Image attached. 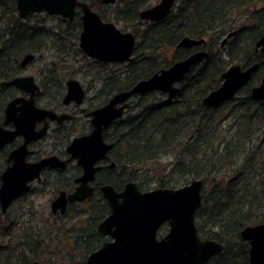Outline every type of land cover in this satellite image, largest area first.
<instances>
[{
    "label": "trees",
    "instance_id": "16d2710c",
    "mask_svg": "<svg viewBox=\"0 0 264 264\" xmlns=\"http://www.w3.org/2000/svg\"><path fill=\"white\" fill-rule=\"evenodd\" d=\"M82 1L102 19H113L123 31L135 35L129 62L91 61L78 47V13L73 21L46 13L20 18L15 0H0V82L20 72L19 60L26 54L51 51L54 60L47 69L58 71L53 93L57 102L65 79L77 76L78 68H91V81L101 82L107 101L114 92L190 55V47H177L182 38H204L196 50L205 49L208 57L191 68L173 98L162 92L135 95L125 115L104 131L105 140L113 143L109 160L114 168L102 170L97 183L118 189L134 181L146 190V185L174 188L202 179L195 225L200 238L223 244L222 252L205 264H247L249 244L241 239L240 231L246 225L264 223V101L250 94V86L264 75V52L254 50L255 41L264 34V0H177L169 15L155 23L140 18L151 0ZM48 20L57 26H47ZM230 31L236 32L224 50L215 43V35ZM70 59L77 67L68 63ZM233 61L242 66L259 62L260 67L231 99L204 106V96L220 85L222 73ZM164 156L171 158L162 161ZM85 205L82 216L92 217L93 232V239L84 245L88 254L102 242L95 227L109 209L98 189ZM6 250L0 248V263L7 260ZM37 250L46 252L44 246L33 245L27 250L32 259L22 258L21 264L35 260ZM55 253H48L46 264H54ZM84 260L72 264H84Z\"/></svg>",
    "mask_w": 264,
    "mask_h": 264
},
{
    "label": "water",
    "instance_id": "95a60500",
    "mask_svg": "<svg viewBox=\"0 0 264 264\" xmlns=\"http://www.w3.org/2000/svg\"><path fill=\"white\" fill-rule=\"evenodd\" d=\"M117 0H102L104 4H114ZM176 0H159L156 4L142 9L140 17L151 23L164 19L170 13ZM15 7L20 18L29 14L45 12L72 21L76 8L81 12V31L78 46L91 59L103 62H128L136 44L135 35L129 31H121L113 21H105L87 2L81 0H15ZM236 31H231L221 41L224 45L227 38ZM205 39L191 37L182 38L177 47H194L204 43ZM254 50L264 51V34L254 44ZM35 57L26 54L21 65ZM208 57V51L197 50L186 58L174 61L166 68L153 73L147 78L136 81L130 88L115 92L109 100L99 108L90 112L92 130L89 134L73 138L67 146L70 157L76 159L82 167V174L76 179L78 185L74 191L65 196L61 193L52 203L53 210L64 211L66 201H85L92 198L94 188L92 182L100 169L97 162L107 158V152L113 144L103 139V130L121 118L131 96L159 91L173 98L178 92V84L184 80L191 68ZM260 67L254 62L243 67L232 63L221 75V83L210 90L203 98L204 106L221 104L237 94L245 87ZM1 84L13 85L30 91L32 94L38 85L31 75L14 77ZM253 99L264 101V75L259 82L250 87ZM84 97V88L79 80L70 78L66 81V92L63 103L71 101L80 103ZM18 99L12 100L6 106L5 123L13 121L15 128L5 130L0 124V146L11 141L25 128L31 137L25 138V143L16 148L11 157L12 165L1 174L0 208L5 211L10 202L27 191L29 182L39 176L45 166L64 167V161L56 156L43 158L35 164L24 163L26 143L41 137L48 127L44 123L41 130L32 133L34 120H57L67 118L66 114L32 107L29 99L19 115L13 106ZM35 112L31 119L30 110ZM25 113V115H22ZM202 179L195 178L188 183L175 187H158L141 191L134 181H128L117 191L111 184H104L100 190L109 204V214L98 224V231L111 239L102 246L90 252L85 258V264H205L212 257L220 254L223 244L215 239L200 238L195 225V212L201 205ZM167 224L166 233L158 237L159 229ZM242 240L249 244L247 264H264V223L244 226L240 231ZM29 264H40L33 260Z\"/></svg>",
    "mask_w": 264,
    "mask_h": 264
},
{
    "label": "flooded vegetation",
    "instance_id": "af4514ba",
    "mask_svg": "<svg viewBox=\"0 0 264 264\" xmlns=\"http://www.w3.org/2000/svg\"><path fill=\"white\" fill-rule=\"evenodd\" d=\"M41 13H45V12H41ZM77 13L79 14V17H80L81 12H80V10L78 8H76L75 15ZM33 14H36V13H33ZM47 15H50V14H47ZM51 16L59 17L57 15H51ZM59 18L66 19V18H62V17H59ZM144 21H147V20H144ZM52 26H57V25L53 24ZM58 30H59L58 27H55V31L58 32ZM120 30L123 31L122 29H120ZM80 31H81V29H80ZM79 34H80V32H79ZM225 35H227V33ZM136 41H137V39H136ZM78 42H79V40H78ZM194 47L195 48L190 47L192 49V53L197 51L196 50V46H194ZM198 47H200V46H198ZM199 50H201V49H199ZM34 55H35V57L32 60H30L29 62H27L24 66L21 65V60H22L23 57L19 60V71L20 72L15 76V77H17V76H21V75H31L33 77L35 83L38 85V88L34 90L33 94L30 91L25 90V89H23L21 87H16V86H13V85L1 84L4 81L0 82V124H1L2 128L5 129V130H13L15 128V125H14L13 121H9L8 123H5V120H6V106L14 99H18V102H16L15 105L13 106V108H15V112L14 113L16 115H19L23 109H27V108H23V106L26 104V102L29 99H31L32 107L34 109H36V108H45V109L52 110V111L56 112L59 115L66 114L68 117L65 118L64 120L60 121V122H57V120H50L49 118H46L45 120H34L35 119V112L31 109L30 110L31 119L34 120L33 125H32V133H35V132L41 130V128L43 127L45 122H47L48 127L46 129V132L41 137L33 138V139L29 140L26 143V145H25L26 154L24 156V163H29V164H35L37 162H40L43 158L56 156L60 160L64 161L65 166L62 167V168H60V167H52V166L43 167L40 170V172H39V176L38 177L35 176V178L29 182L30 185H29L28 190L23 192L21 195H19L15 199H13L10 202V204L14 200L24 198L26 195L31 193L34 190V188H33L34 187V185H33L34 183H41V185L44 186V187H47V186L54 187V191H55L54 192V196L52 197V199L50 201V212H51V214L53 216H55V217H58L59 219H63V217L64 218L67 217V219H70V217H73L74 215L75 216L77 215V214L70 213L72 211V208H73L74 211L77 210L78 212H80L81 211L80 209L84 208L85 204H88L92 198H90L89 200H85V201H66L65 208H64L63 212H61L60 208H57L56 210H53L52 203L55 201V199L61 193H64L65 196H68L69 193L73 192L75 187L78 185V182H76V179L82 174V171H83L82 167L77 164L76 159H73V158L70 157V154L67 151V146H68V144L70 143V141L73 138H75L77 136L89 134L91 132L93 127H92V124H91L90 112L95 110L96 108H99L102 105H104L115 92L108 98L107 101H104L103 92L101 91V86H100L99 87L100 89L96 92V95L93 97L94 99L98 100V103L94 104L92 102L93 99H91V104H89V105L85 106L84 108L80 109V107L87 102L86 101V93H87V91L90 90V89L92 90V88H90L91 84H88L87 88L84 87V84L81 83V81L78 79V75L81 74V76H88V74H90L92 72H91V68H89V69H85V68L79 69L78 68L77 72L79 74L77 76H71V77H68L67 79H65V81L63 83L64 89H63V92H62V98L60 99L59 102H57L55 100V97H53V93L55 92V89H56L54 84H56L57 81H58L57 80V74H58L57 70H52V69H47L46 70V69L39 68V69L32 70L31 73H27L26 72L27 69L30 68L31 63L35 60L36 55H39V54H34ZM89 59L91 61H95V62L99 61V60H95V59H91V58H89ZM99 62H103V61H99ZM126 62H104V63H111L112 64V63H126ZM73 64H74V61H73ZM74 65L76 66V64H74ZM70 78H76L77 80H79V82L81 83L82 87L84 88V97H83V100L80 103H76L75 101H71V102H69L67 104L63 103V98H64V95H65V92H66V81L68 79H70ZM93 81H95V80H93ZM93 81H91V79H90L89 82L91 83ZM152 92H159V91H152ZM145 94H147V93H145ZM136 95H143V94H136ZM133 96H135V95H133ZM133 96H131V98ZM130 99H129V101H130ZM44 101H45V103H42ZM129 101H128V105H127L126 109L124 110L123 115L125 114L127 108L129 107ZM22 115H25V113H22ZM123 115H122V117H123ZM80 120H83V122H81ZM28 127H31V123H30V125H28L26 127L24 126V128H21L23 133L17 134L11 141L6 142L4 145L0 146V184H1V174H2V172H4V170H6L9 166H11L12 162L14 160V158L11 157L12 152L16 148L22 146L25 143V138L32 136V134L27 132L26 129H25V128H28ZM105 130L106 129L103 130V139L104 140H105V137H104V131ZM47 136H51V140L54 142V144H56V142H57L59 144L58 147H61V148H64V149L61 150L60 148L57 147V148H54L53 151H51V152L43 153L39 144ZM105 141H107V140H105ZM107 142H109V141H107ZM111 149L107 152V158H105V159H103V160H101V161L96 163V165L100 166V169L96 172L95 179L92 182V186L94 188V194L96 193V190L98 189V191L100 192V194L102 196L100 188L104 184H98L97 183L98 174L104 169H107V168L113 169L114 168V163L109 160V152L111 151ZM71 164L74 165L73 168L75 169V171H74L73 174L70 173L71 174L70 175L69 173H66V171H67V169L69 168V166ZM106 184H109V183H106ZM123 186H122V188H123ZM122 188H119V189H122ZM138 188H139V186H138ZM116 190L119 191L118 189H116ZM145 191H147V190H145ZM102 198L106 201V199L103 196H102ZM106 203L108 205L109 211L105 215V217L110 212L109 204H108L107 201H106ZM10 204L8 205V207L10 206ZM8 207H7V209H8ZM7 209L5 211H2L1 208H0V212L2 214H4L7 211ZM84 219L87 220L90 223L92 217L91 216L89 217V215H88ZM60 224L62 225V222ZM98 224L96 225L95 229H96V233L101 237L102 242L98 243L99 245H97V247L95 249H93L92 251L96 250L97 248L102 246L106 241H109L111 239L108 235H105V234H103V233L98 231ZM161 227H164V226H161ZM90 228H91V225H90ZM160 231L161 230H159V232H158V235H157L158 237H161V236H163L166 233V232L161 233ZM94 235H95V233H94ZM98 235H97V238H98ZM87 242H89V241H87ZM73 244H74V242H73ZM92 251H90V252H92ZM248 256H249V251H248ZM84 262H85V260H84Z\"/></svg>",
    "mask_w": 264,
    "mask_h": 264
},
{
    "label": "rangeland",
    "instance_id": "374dc122",
    "mask_svg": "<svg viewBox=\"0 0 264 264\" xmlns=\"http://www.w3.org/2000/svg\"><path fill=\"white\" fill-rule=\"evenodd\" d=\"M158 1L159 0H151L150 4H155ZM43 15L44 14H41L40 16L42 17ZM110 20L115 22L113 19ZM240 21L241 20L238 19L236 22L240 23ZM53 23L54 22L52 20H48L46 25L50 26ZM117 26L119 29H123L121 25ZM225 37V33L215 35V43H217L224 50L229 48L230 39L234 36L227 38L225 44L221 45L220 43ZM53 56L54 54L51 51H47L43 53V55H36L35 60L31 63L30 68L27 69L26 72L31 73L32 70L39 68L47 70L48 64L54 60ZM234 62L236 61H233L232 63ZM68 63L72 65L73 61L70 59ZM91 77L92 75L90 74H88L86 78H83L81 74L78 75V79L86 88ZM257 83L258 81H256L255 84ZM90 84V88H92V90L90 89L87 91V102L82 105L80 109L91 104V99H93L92 102L94 104L98 103V100L93 97L96 95V92L100 89L99 87L102 84L98 80L93 81ZM42 103H45V101ZM131 105L132 104L130 103V106ZM80 121L83 122V120ZM39 145L43 153L51 152L54 148L59 146L57 142L54 144L51 140V136H47ZM58 148L61 150L64 149L61 147ZM169 158L171 157L164 156L162 161L169 160ZM73 167L74 165L71 164L66 173L73 174L75 171ZM33 185L34 190L31 193L26 195L24 198L14 200L8 207L7 211L4 214H0V248L5 250L9 248L7 249L8 252L7 250L4 251V254L7 257V264H21L23 260L32 259V253L27 250L33 245L38 247L44 246L46 249L45 253H42L41 250H37V253L35 252V260H38L40 264L48 263V253L51 252H56L55 254L57 257L54 259V264H72L74 262L78 263L82 259L84 260L87 255L84 251V245L87 244L86 241H91L93 239V232L90 228L92 223H89L82 216L84 211L87 210L86 205L84 208L80 209V212L77 210L74 211L72 208L70 213L77 214L76 216L74 215L73 217H70V219H67V217L59 219L58 217L53 216L50 212V201L55 192L54 187H44L41 183H34ZM146 186H148L146 190L158 188L157 185ZM118 190L121 189L118 188ZM142 191L145 190L142 189ZM96 198L98 197L96 196ZM61 222L62 225L60 224ZM166 231L167 226L165 225L162 228L161 233ZM77 237H81L83 239L79 238L78 241ZM73 241H75V244H73ZM6 262L3 260L0 264H6Z\"/></svg>",
    "mask_w": 264,
    "mask_h": 264
}]
</instances>
